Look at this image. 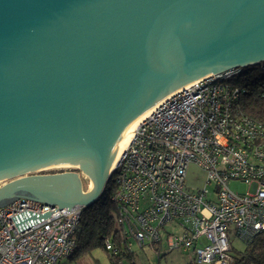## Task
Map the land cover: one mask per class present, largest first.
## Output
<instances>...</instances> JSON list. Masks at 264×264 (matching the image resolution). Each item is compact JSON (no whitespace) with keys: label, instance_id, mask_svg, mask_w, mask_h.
Instances as JSON below:
<instances>
[{"label":"water","instance_id":"water-1","mask_svg":"<svg viewBox=\"0 0 264 264\" xmlns=\"http://www.w3.org/2000/svg\"><path fill=\"white\" fill-rule=\"evenodd\" d=\"M264 62V0H0V176L42 161L91 163L0 186L60 207L100 200L121 130L214 70ZM221 72V71H220Z\"/></svg>","mask_w":264,"mask_h":264},{"label":"built area","instance_id":"built-area-1","mask_svg":"<svg viewBox=\"0 0 264 264\" xmlns=\"http://www.w3.org/2000/svg\"><path fill=\"white\" fill-rule=\"evenodd\" d=\"M236 67L202 77L161 103L136 129L112 174L121 242L158 251L187 250L198 264H231L229 225L244 245L264 232V123L240 105L245 89L231 83ZM260 95L264 98V89ZM194 164L203 189L186 190ZM111 174V175H112ZM232 181L250 185L245 194ZM82 207H60L28 195L0 204V264H62L75 253ZM176 222L180 233L161 230Z\"/></svg>","mask_w":264,"mask_h":264},{"label":"trees","instance_id":"trees-1","mask_svg":"<svg viewBox=\"0 0 264 264\" xmlns=\"http://www.w3.org/2000/svg\"><path fill=\"white\" fill-rule=\"evenodd\" d=\"M230 81L245 89L240 99L243 112L252 119L264 123V98L260 95L261 90L264 89V62L242 67L240 73ZM115 189L116 181L113 173L100 200L83 208L74 234L77 248L70 259H78L90 253L93 248L102 246L110 254L112 264H123V262L136 264L134 250L130 252L123 248L122 251L114 253L105 246V240L108 238L117 245L121 242V230L117 222L118 206L111 198ZM22 194L30 195L28 192ZM231 255L233 258L231 264H264V232L256 235L249 245H244V248L237 253L233 252L232 247Z\"/></svg>","mask_w":264,"mask_h":264},{"label":"rangeland","instance_id":"rangeland-1","mask_svg":"<svg viewBox=\"0 0 264 264\" xmlns=\"http://www.w3.org/2000/svg\"><path fill=\"white\" fill-rule=\"evenodd\" d=\"M64 172H75L79 175L81 180V186L84 191L89 189L90 178L81 169L72 168H51L45 169L37 172H31L28 174L20 175L14 178L27 176L31 174H54V173H64ZM10 178L0 183V186L6 182L14 179ZM207 186L213 193V184H206V173L199 168L197 165L192 164L187 172L186 176V190L189 192L196 191L197 189H203ZM230 187L235 192L245 194L249 191L250 185L245 182L232 181ZM167 232L180 233L181 229L177 226L176 222L169 223L165 225V228L161 230V239L163 245H165V238ZM233 252L237 253L239 250L244 248V243L238 240L234 234L233 225H229L228 232ZM132 250H134V259L136 264H198L194 255L187 250H172V251H157L154 247L145 246L138 247L137 243L134 242L132 245ZM62 264H112L110 260V254L102 246H97L92 249L88 254L75 259H65ZM125 264V262H123Z\"/></svg>","mask_w":264,"mask_h":264},{"label":"bare ground","instance_id":"bare-ground-1","mask_svg":"<svg viewBox=\"0 0 264 264\" xmlns=\"http://www.w3.org/2000/svg\"><path fill=\"white\" fill-rule=\"evenodd\" d=\"M221 70H214L207 74L202 75V77L211 76L220 72ZM200 77H197L171 91L167 92L166 94L162 95L161 97L154 100L147 108H145L141 113L135 116L119 133L114 143L115 146L112 149L111 153L109 154V162H108V173L112 172L116 167L118 160L120 158L121 153L128 147L131 142V139L138 128L139 124L149 116L161 103L167 100L170 96L176 94L182 89L188 88L193 82L199 80ZM76 167L81 169L84 173H86L90 178V185L89 189L86 191L87 193L92 192L95 186V176L93 172V168L89 160L85 157H78V156H69V157H62L53 159L50 161H42L35 165L27 166L23 169H17L14 172L9 174H5L0 176V183L4 182L7 179L14 178L20 175L28 174L31 172H37L45 169L51 168H72Z\"/></svg>","mask_w":264,"mask_h":264}]
</instances>
